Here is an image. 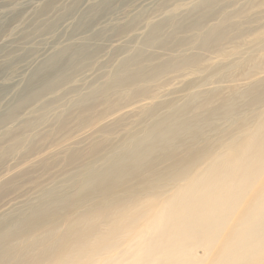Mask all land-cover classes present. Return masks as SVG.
Listing matches in <instances>:
<instances>
[{
  "label": "rangeland",
  "instance_id": "rangeland-1",
  "mask_svg": "<svg viewBox=\"0 0 264 264\" xmlns=\"http://www.w3.org/2000/svg\"><path fill=\"white\" fill-rule=\"evenodd\" d=\"M48 3L55 7L40 18ZM201 18L203 32L216 26L224 38L199 45L190 26ZM162 21L158 41L165 48L153 42L139 55L150 27ZM172 55L200 61L155 76ZM139 68L146 78L139 86L113 85ZM262 77L264 0H0V224L23 217L47 189L73 193L71 179L87 164L101 169L115 147L142 131L146 103L181 106L197 90L199 100L218 90L208 107L228 98L235 112L200 122L199 145L236 120L250 121L257 108L250 92ZM47 78L56 88L27 99ZM206 112L192 109L186 116ZM11 138L20 139L18 148ZM174 143L183 150L194 142L184 133Z\"/></svg>",
  "mask_w": 264,
  "mask_h": 264
},
{
  "label": "bare ground",
  "instance_id": "bare-ground-1",
  "mask_svg": "<svg viewBox=\"0 0 264 264\" xmlns=\"http://www.w3.org/2000/svg\"><path fill=\"white\" fill-rule=\"evenodd\" d=\"M54 7L40 8V18ZM164 21L150 27L139 55L153 42L165 48L158 41ZM203 21L190 26L198 32L199 45L224 38L216 26L203 32ZM199 61L172 55L155 76ZM145 80L139 68L118 75L113 85L139 86ZM45 82L27 99L56 88L51 78ZM231 91L236 93L235 87ZM250 93L251 105L257 106L250 121L236 120L215 141L199 145L200 122L235 112L228 98L208 107L218 90L203 100L197 90L181 106L171 100L146 103L142 131L115 147L101 169L90 163L68 180L73 193L47 189L23 217L0 224V241H7L0 242V264H264V77ZM163 108L167 114L160 116ZM192 109L207 112L187 117ZM184 133L194 143L179 150L174 140ZM16 138L11 139L17 147Z\"/></svg>",
  "mask_w": 264,
  "mask_h": 264
}]
</instances>
